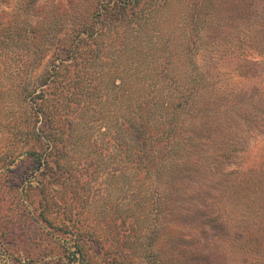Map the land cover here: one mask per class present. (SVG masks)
I'll return each instance as SVG.
<instances>
[{"label": "trees", "instance_id": "16d2710c", "mask_svg": "<svg viewBox=\"0 0 264 264\" xmlns=\"http://www.w3.org/2000/svg\"><path fill=\"white\" fill-rule=\"evenodd\" d=\"M162 3L10 0L8 43L18 34L23 70L31 68L21 91L30 105L28 133L20 124L14 133L34 147L10 156L0 172L32 160L17 206L33 213L39 205L40 220L53 228L51 217H60L62 264L90 261V246H99L96 255L127 259L134 239L146 241L140 264H264V148L259 160L250 154L255 142L264 144V88L221 84L227 65L234 80L262 78L264 0H196L182 41L171 43V65L152 61L161 47L148 55L142 36ZM38 59L45 60L39 72ZM114 68L119 81H112L107 101L101 96L111 103L110 121L77 160L68 145L77 136L73 119L90 115L79 113V102L102 91ZM142 69L145 82L136 85ZM108 160L113 180H130L125 195L138 210L110 217L105 226L95 221L86 236L67 207L88 195ZM141 184L149 193L140 202Z\"/></svg>", "mask_w": 264, "mask_h": 264}, {"label": "rangeland", "instance_id": "374dc122", "mask_svg": "<svg viewBox=\"0 0 264 264\" xmlns=\"http://www.w3.org/2000/svg\"><path fill=\"white\" fill-rule=\"evenodd\" d=\"M195 2L196 0H163L159 12L144 27L142 32L143 40L146 46H149L148 55L151 52V48L161 47L163 50L165 46L168 47L165 51L161 49L153 51L152 61L156 58L161 61L164 59L167 62L169 60L171 65V43L175 45L180 44L182 41L184 36L182 23L186 21V16L190 13ZM9 5L10 0H0V40H2L0 44V167H4V170L7 169L5 167L11 160L10 156H13L14 159L16 153H23L34 147L33 143L26 145L25 140L21 137L19 139L15 135L16 133H14L18 129L19 124L23 126L25 136L28 133L30 125L28 120L31 116L30 105L24 99L25 97L21 91L24 87L29 86L31 68L27 67L23 70L24 41H17L20 39L18 34L13 33L14 37L8 43L10 39L7 36L8 32H5V27L9 18L12 19L11 11L8 9ZM151 40L154 43H151ZM129 55L131 57L133 54L129 53ZM33 61H35V57L30 58V64L32 63L33 65ZM44 61V59L42 61L37 60L39 65L42 63L41 66L37 67L38 72L44 65ZM260 66L264 71V57L261 60ZM145 69L140 70L142 74L135 81L136 85L145 82L147 76L146 71H144ZM230 69L231 67L227 65L226 69L223 70L222 85L231 86L237 84L239 87L246 89L254 85H260L264 88V74L260 80L247 81L237 78L234 80L231 78ZM116 71L117 68H114L112 79L108 80L107 86L103 87L102 91L95 90L92 99L88 98L79 102V113L89 111L90 115L87 120V118H82L81 115L75 113V118L73 119L77 136L72 138L71 142H68V145H72L74 153L77 155V160L82 155L88 154L91 151L89 148V137H97L105 123L110 121L111 103L105 104L101 100V96L103 95L105 101H107L106 93L111 90L115 83H112V81H116L120 77L118 73H114ZM152 83L151 90L155 85V82ZM120 102L118 104L116 102L115 107H119ZM103 110L106 113L105 115L101 114ZM116 110L115 112H117ZM113 112L114 108H112ZM263 148L264 144L261 140L255 142L250 149L251 156L259 160L262 157ZM209 150L210 153H218L221 151V148H211ZM2 160L6 162L2 163ZM14 168L12 172H0V264L65 263V261H59V257L63 254L65 248L61 240L62 233L59 231L64 229L61 225L60 217H51L52 224L54 225L53 228L52 225H48L43 220H40L39 205L34 204L32 206L33 213L19 208L20 205L17 206L21 202L22 182L28 172L31 171L32 160H21L15 164ZM102 168L103 174H99L97 180H95L97 184L89 185L88 195L76 197L72 205L67 207L70 211L73 209V213H76L78 216L77 219L80 220V223L84 227L82 232L86 236L91 235L90 231H93L94 227H97L95 221H99L100 224L102 223L105 226L108 222L107 219L110 217L115 218L123 212H129L130 209L138 210V207L134 206L136 203L130 205L125 195L128 190L127 186H131L130 180L127 181L124 175H120L113 180L109 171L114 168V165L109 160L104 162ZM148 189V186L141 184L140 202L148 196ZM56 195L62 196L63 194L59 190ZM89 201L90 203L88 204ZM35 202L37 203L39 200L37 199ZM100 224H98V227ZM136 240H131V244H129L130 250L127 252V255L130 254L132 256L127 258L128 260L130 258L131 261H127L126 258L122 257L114 258L113 256L105 255L104 251L100 255L98 254V256L94 251L100 252L99 246H90L93 250H89L86 256L90 261L82 262L84 264L143 263V261H138V259L145 251L146 241ZM171 260L166 259L165 261L164 259V263H170Z\"/></svg>", "mask_w": 264, "mask_h": 264}]
</instances>
